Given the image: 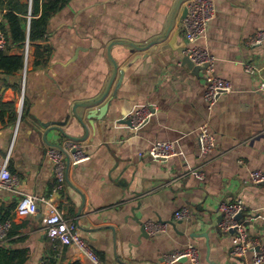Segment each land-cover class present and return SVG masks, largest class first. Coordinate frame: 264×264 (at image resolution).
Wrapping results in <instances>:
<instances>
[{"label": "crops", "instance_id": "crops-1", "mask_svg": "<svg viewBox=\"0 0 264 264\" xmlns=\"http://www.w3.org/2000/svg\"><path fill=\"white\" fill-rule=\"evenodd\" d=\"M20 1L29 14L33 0ZM178 1L70 0L50 18L44 39L32 43L26 71L24 43L0 51L23 57L19 70L0 67V153L10 154L18 179L0 188V206L14 207L2 242L25 250V264H91L48 234L52 205L105 264H164L190 244L200 251L197 264H253L256 250L233 255L234 235L219 225L221 203L240 199V219L264 244V183L251 180L254 170L264 172V42H250L264 30V0H214L215 17L199 44L214 55L215 76L233 89L211 109L206 69L184 61L187 0L177 9ZM9 10L0 8V25ZM145 105L156 113L134 129L127 120ZM204 124L216 139L206 154L198 142ZM68 139L81 141L90 158L66 166L61 181L47 151ZM159 141H174L181 154L149 157ZM23 195L37 198L35 215L17 216ZM184 207L190 217L176 219ZM147 222L167 228L150 235Z\"/></svg>", "mask_w": 264, "mask_h": 264}, {"label": "built area", "instance_id": "built-area-1", "mask_svg": "<svg viewBox=\"0 0 264 264\" xmlns=\"http://www.w3.org/2000/svg\"><path fill=\"white\" fill-rule=\"evenodd\" d=\"M188 14L184 18L186 36L189 46L186 55L197 66L204 67L207 71L208 85L205 90V99L209 108H213L219 96L230 92L233 89L231 81L219 78L214 74L215 57L207 49L199 44V40L205 36L209 22L215 17L214 0H187ZM29 21L31 14H28ZM30 23V22H29ZM28 23V24H29ZM251 44L260 45L264 42V30L258 31L251 39ZM32 43L27 37L23 46L24 69L26 71L30 60ZM7 47V37L0 29V51ZM264 87V83L262 84ZM156 109L150 106L138 108L131 116V124L134 129H139L154 114ZM198 142L202 153L210 152L216 145V139L210 127L204 124L198 133ZM142 155L144 153H141ZM146 154L153 159H168L181 154L174 141H159L154 143ZM47 155L56 163L57 176L61 181L65 180V168L69 165H78L90 158L84 151V145L76 139H68L65 145L57 148H50ZM10 154L2 156L0 153V188L12 189L18 183L17 177L9 170ZM253 183H264V172L254 170L251 173ZM220 209L223 213V220L220 228L234 235V246L232 254L237 257H245L250 251L256 250L253 264H264V244L258 239H252L244 222L240 219L245 209L242 200L221 203ZM39 210L38 200L33 195H23L17 205L16 214L19 217L35 215ZM190 210L184 207L175 213L178 220L190 217ZM13 226V219L0 221V241H3ZM150 235L164 232L167 224L161 222H147L144 225ZM45 228L53 239L60 240L65 245L74 246L91 264H105L98 253L83 239L79 228L72 222H68L58 210L52 205L45 217ZM182 258H187L194 264L200 261L199 249L190 244L186 248L168 254L164 258V264L179 263Z\"/></svg>", "mask_w": 264, "mask_h": 264}, {"label": "trees", "instance_id": "trees-1", "mask_svg": "<svg viewBox=\"0 0 264 264\" xmlns=\"http://www.w3.org/2000/svg\"><path fill=\"white\" fill-rule=\"evenodd\" d=\"M70 0H33L32 9L30 11V30L27 34L24 20L29 12L27 4L20 0H0V8L8 7L10 10L5 14L6 23L0 25L7 37V45H22L29 38L31 43L43 40L47 33L50 18ZM41 16H35L40 12ZM0 67L8 70H19L23 67V57L6 56L0 52ZM13 206H0V221H5L11 217L10 211ZM27 260V252L25 250H9L5 243L0 241V264H25ZM72 264H82L75 261Z\"/></svg>", "mask_w": 264, "mask_h": 264}, {"label": "water", "instance_id": "water-1", "mask_svg": "<svg viewBox=\"0 0 264 264\" xmlns=\"http://www.w3.org/2000/svg\"><path fill=\"white\" fill-rule=\"evenodd\" d=\"M184 1H186V0H179L178 1V4H177V9H179V7L182 5V3H184ZM176 13H177V11H174V13H173V15H172V18H171V21H170V25H169V30H171L172 29V27H173V25H174V21H175V18H176ZM187 14H188V7L186 6V8H185V13H184V15H183V19L187 16ZM161 37H158V39H156L155 41H158L159 39H160ZM128 44H130V45H133V46H136V45H134L133 43H128ZM184 61L188 64V66L189 67H192V68H195V69H198V67L197 66H195L194 65V63L190 60V58L187 56V57H185L184 58ZM115 63V62H114ZM199 68H201L200 66H199ZM117 71V64H115V72ZM101 99H98V100H96V101H93L92 103H87V105L86 106H92L93 104H95V103H97L98 101H100ZM127 123H130L131 124V120L130 119H128L127 120ZM144 231V230H143ZM145 236H146V234H145ZM186 261H188V259L187 258H182L181 260H180V262H186Z\"/></svg>", "mask_w": 264, "mask_h": 264}]
</instances>
